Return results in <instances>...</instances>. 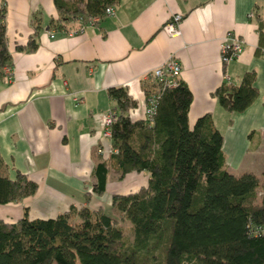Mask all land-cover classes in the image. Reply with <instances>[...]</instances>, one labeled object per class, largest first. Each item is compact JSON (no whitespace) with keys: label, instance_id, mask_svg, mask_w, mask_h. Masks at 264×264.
Here are the masks:
<instances>
[{"label":"crops","instance_id":"1","mask_svg":"<svg viewBox=\"0 0 264 264\" xmlns=\"http://www.w3.org/2000/svg\"><path fill=\"white\" fill-rule=\"evenodd\" d=\"M4 4L13 74L0 75V170L12 178L27 174L39 188L20 203L0 205V219L14 223L25 208L31 219H49L86 205L98 150L111 144L101 121L114 107L109 89L128 87L138 102L132 120H145L143 83L170 57L181 63L180 79L193 95L190 125L212 114L225 138L227 169L264 172V54L257 53L264 0H121L97 25L75 19L64 28L55 24L54 0ZM175 14L183 20L172 35L165 27ZM37 28L38 49L31 52ZM230 32L243 50L225 62L220 48ZM254 72L259 95L250 107L231 113L220 105L213 93L221 85L239 86ZM148 180L146 173L119 180L112 172L106 194L94 196L90 207L137 192Z\"/></svg>","mask_w":264,"mask_h":264},{"label":"trees","instance_id":"2","mask_svg":"<svg viewBox=\"0 0 264 264\" xmlns=\"http://www.w3.org/2000/svg\"><path fill=\"white\" fill-rule=\"evenodd\" d=\"M120 1L54 0L55 24L64 28L77 17H102ZM6 11L0 0V75L12 64ZM38 34L39 28L29 40L31 52L38 49ZM259 37L257 53L264 54L262 28ZM241 82L224 83L213 93L231 113L244 112L259 95L255 72ZM143 86L146 97L157 100L154 117L145 120H132L138 102L128 87L108 91L115 111L112 152L95 164L86 205L49 219H31L29 208L14 223L0 219V264H264V172L227 169L225 138L212 114L190 125L193 95L181 79L175 88L154 79ZM115 171L120 180L146 173L148 186L91 208ZM38 188L27 174L12 178L0 170V205L20 203Z\"/></svg>","mask_w":264,"mask_h":264},{"label":"built area","instance_id":"3","mask_svg":"<svg viewBox=\"0 0 264 264\" xmlns=\"http://www.w3.org/2000/svg\"><path fill=\"white\" fill-rule=\"evenodd\" d=\"M115 10L113 7H108L106 9V14H114ZM77 20L83 23H91L92 25H97L98 21L100 20V16L92 17L86 16V18L77 17ZM173 20L166 25L165 30H167L172 35L178 34L179 30L178 24L183 20L181 14H175L172 18ZM242 43L243 41L238 38L232 32L228 33L221 44V53H222V60L225 62L231 61V59L237 58L242 53ZM181 63L175 60L174 57L168 58L162 65L158 66L151 72L152 79L164 84L168 85L171 88L177 87V84L180 80L181 76ZM4 73L11 78L13 74V70L11 66H6L4 69ZM156 105L157 100L155 98H151L147 100V104L145 106V117L146 118H153L156 112ZM115 115V111H111L109 113L103 114L101 116V121H103L104 127V137L107 139L112 138L111 126L113 123V118ZM100 154L109 156L112 152V144H105L98 150Z\"/></svg>","mask_w":264,"mask_h":264},{"label":"rangeland","instance_id":"4","mask_svg":"<svg viewBox=\"0 0 264 264\" xmlns=\"http://www.w3.org/2000/svg\"><path fill=\"white\" fill-rule=\"evenodd\" d=\"M98 154H100L99 153V151H98ZM102 154H100V156H101ZM103 156V155H102ZM255 164H257V163H255ZM247 169H257V167H254V168H245V167H243L242 169H236V170H232V171H234V172H239L240 174H243L244 172H246L247 171ZM245 170V171H244ZM238 173V174H239ZM120 180V179H119ZM260 195L262 194V192L263 191H261L260 190ZM111 203H112V201H111ZM111 203H108V205H111ZM125 231H126V233H127V235H129L130 237L131 236H133V232H132V230H131V224H129V222L127 223V224H125Z\"/></svg>","mask_w":264,"mask_h":264}]
</instances>
